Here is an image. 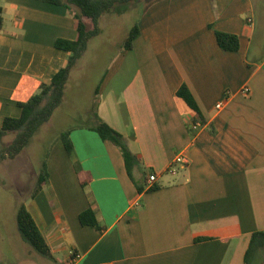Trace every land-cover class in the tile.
Wrapping results in <instances>:
<instances>
[{"label":"crops","instance_id":"1","mask_svg":"<svg viewBox=\"0 0 264 264\" xmlns=\"http://www.w3.org/2000/svg\"><path fill=\"white\" fill-rule=\"evenodd\" d=\"M259 1L264 5V0L148 1L132 49L120 44L96 89L90 125L66 127L57 114L70 75L62 104L39 129L57 128L43 164L48 182L36 191L39 171L28 146L1 165L10 186L0 195L12 197V222L18 229L24 205L53 264H65L73 252L81 256L76 264H246L254 233H264ZM0 10L1 129L6 118L21 117L19 104L67 65L69 53L55 43L74 41L78 32L66 8L42 0H0ZM216 31L237 35L240 50H222ZM183 84L205 121L195 137L188 126L196 112L177 96ZM101 121L122 134L138 157L133 177L142 193L119 149L92 129ZM64 131L71 132V155L60 140ZM180 153L189 163L171 174ZM150 174L157 176L156 190L147 182ZM91 207L105 231L80 223V214ZM1 209L0 204L2 228L8 220ZM253 257L252 264H264V247L255 248Z\"/></svg>","mask_w":264,"mask_h":264},{"label":"trees","instance_id":"2","mask_svg":"<svg viewBox=\"0 0 264 264\" xmlns=\"http://www.w3.org/2000/svg\"><path fill=\"white\" fill-rule=\"evenodd\" d=\"M66 8L76 20L78 37L74 41L59 39L55 46L57 49L67 51L69 58L67 65L61 69L49 83L41 85L37 94L32 96L27 102L19 104L22 108V115L18 119L6 118L0 129V167L7 159H15L29 145L31 139L38 130L46 124L53 116L56 109L62 104L65 88L69 81L72 69L85 54L89 42L101 34L99 21L101 17L112 10L116 5H122L135 0H42ZM3 26V19L0 10V30ZM138 25H134L123 43L124 50H131L134 40L139 35ZM216 38L219 47L224 51L237 52L240 50V39L237 35L216 31ZM177 96L196 112V116L191 125L188 126L190 135L195 137L199 130L205 125L199 107L187 85L183 84L177 92ZM200 124V127L197 125ZM104 141L111 142L119 149L124 157L128 174L137 185L138 191L142 193L144 188L134 179L133 170L139 168V159L134 155L125 137L104 122H99L92 128ZM9 133L15 134V138L10 145L3 142V137ZM71 132L64 131L60 134L67 153L71 155L74 146L71 140ZM49 179L46 165L38 176L36 191L40 190ZM81 184L85 187L89 181L81 178ZM151 190L158 189L153 185ZM149 189V190H150ZM83 226H90L98 231H105L106 226L101 222L99 213L91 207L79 216ZM18 230L21 237L37 252L44 257L52 259L50 248L48 247L42 233L38 229L34 219L24 205H21L17 214ZM264 247V233H254L250 248L246 255V264H250L255 248Z\"/></svg>","mask_w":264,"mask_h":264},{"label":"rangeland","instance_id":"3","mask_svg":"<svg viewBox=\"0 0 264 264\" xmlns=\"http://www.w3.org/2000/svg\"><path fill=\"white\" fill-rule=\"evenodd\" d=\"M148 1L150 0H135L116 5L101 17L99 25L103 34L91 41L85 55L72 69L65 102L57 113L62 116L61 120L66 127L87 126L93 123L97 104L96 89L111 60L117 55L120 44L126 40ZM259 3L257 15L260 31L256 39L262 42L264 41V5L260 1ZM56 131L55 127L52 130H38L37 137L34 136L26 148L27 151L32 152L31 162L37 172L39 171L38 174L43 169L47 153L56 142ZM14 138L15 134L11 133L4 139V143L10 145ZM8 186L10 184L6 179V169L1 167L0 189ZM11 200L10 194L0 195L1 213L8 220L2 228L0 227V232L3 234L2 242H0V264H53L49 258L41 255L21 237L15 222L11 220ZM253 260L252 256L250 264Z\"/></svg>","mask_w":264,"mask_h":264},{"label":"built area","instance_id":"4","mask_svg":"<svg viewBox=\"0 0 264 264\" xmlns=\"http://www.w3.org/2000/svg\"><path fill=\"white\" fill-rule=\"evenodd\" d=\"M248 23H252V20H248ZM244 93H248V89L244 90ZM218 109L222 108V104H218L217 105ZM197 127H200V124L197 125ZM188 159L186 158V156L183 153H180L176 156L175 160H174V164H172V166H170V168L168 169V172L171 174H175L176 173V166H180V167H186L188 165ZM157 181V176L155 174H150L148 176L147 182L149 184V187L151 188L154 184V182ZM148 187V188H149ZM80 255L76 252L71 253L68 261L65 264H76L78 262V260L80 259Z\"/></svg>","mask_w":264,"mask_h":264}]
</instances>
